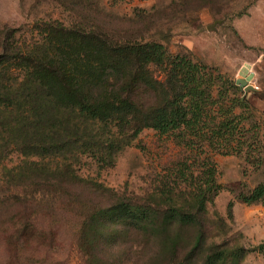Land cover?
<instances>
[{"label":"trees","instance_id":"obj_1","mask_svg":"<svg viewBox=\"0 0 264 264\" xmlns=\"http://www.w3.org/2000/svg\"><path fill=\"white\" fill-rule=\"evenodd\" d=\"M36 25L34 41L17 38V29L0 31V163L11 153L27 159L10 183L44 195L75 200L82 197L73 193L78 188L110 195L111 204L90 208L79 229L86 264H241L264 253V243H207V205L223 190L213 163L191 173L189 193L162 191L144 201L79 174L85 164L98 172L114 168L145 130L174 136L190 150L253 152L251 144L244 152L256 138H246L237 109L248 107L236 82L156 41L124 40L83 25ZM236 199L264 204V182ZM233 207L231 201L230 218ZM22 219L17 235H33L29 218ZM127 238L142 247L137 262L121 252Z\"/></svg>","mask_w":264,"mask_h":264},{"label":"rangeland","instance_id":"obj_2","mask_svg":"<svg viewBox=\"0 0 264 264\" xmlns=\"http://www.w3.org/2000/svg\"><path fill=\"white\" fill-rule=\"evenodd\" d=\"M259 2L0 0V31L5 27L17 29V38L34 41L39 36L37 22L97 27L124 40L159 42L172 55H189L195 62L218 68L228 82L242 78L244 68L249 65V72L254 73L252 84L258 90L243 99L244 91L240 88L243 95H238L248 108H239L237 112L245 118L244 127L249 132L246 138H256L245 144L244 152L250 144L253 152L223 155L210 149L200 151L198 147L190 150L174 136L145 130L118 156L114 168L98 172L96 167L85 164L79 174L95 179L126 199L144 201L162 191L189 193L191 173L197 175L205 170L206 162L213 163L217 183L223 190L207 205V243L225 241L229 245L253 248L264 243V204L248 206L236 197L264 182V70L258 62L261 49L245 41L252 35L253 24L264 27L261 20L264 7ZM26 160L11 153L0 163V264H86L78 245L79 229L90 208L111 204L110 195L78 188L73 193L82 197L74 200L59 193L44 195L36 187L23 188L10 183L17 173L15 168ZM18 196L22 202L16 201ZM231 201L234 207L230 218ZM25 216L34 234L19 237L17 230ZM220 220L224 230L219 229ZM120 243L122 254L131 252V261L137 262L142 249L138 242L127 238ZM241 264H264V253H251Z\"/></svg>","mask_w":264,"mask_h":264},{"label":"crops","instance_id":"obj_3","mask_svg":"<svg viewBox=\"0 0 264 264\" xmlns=\"http://www.w3.org/2000/svg\"><path fill=\"white\" fill-rule=\"evenodd\" d=\"M261 3L263 6H261ZM259 6L264 7V0H262V2L260 0ZM261 20L264 22V18H261ZM251 32H252V35L248 36V38L245 39V41L249 46L258 47L259 49L262 50V51L260 50V54L258 56V62L260 63L259 67H261V69L264 70V27H261V26L257 27V25L253 24ZM242 36L245 38V36L243 34H242ZM247 66H249V65H247ZM249 70H250V68H249ZM257 76H258V74H257ZM258 80H259V78L257 77V79H256L257 85H258ZM259 89H260V86H259Z\"/></svg>","mask_w":264,"mask_h":264},{"label":"water","instance_id":"obj_4","mask_svg":"<svg viewBox=\"0 0 264 264\" xmlns=\"http://www.w3.org/2000/svg\"><path fill=\"white\" fill-rule=\"evenodd\" d=\"M249 71V66H246L242 73V78L236 80V84L244 91L243 99H245L250 93L257 91V88L252 84L254 73ZM248 72L249 75H246Z\"/></svg>","mask_w":264,"mask_h":264}]
</instances>
